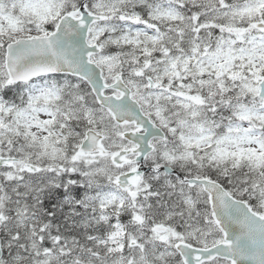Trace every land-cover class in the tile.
<instances>
[{"label":"snow or ice","instance_id":"6c2138e0","mask_svg":"<svg viewBox=\"0 0 264 264\" xmlns=\"http://www.w3.org/2000/svg\"><path fill=\"white\" fill-rule=\"evenodd\" d=\"M0 264H264V0H0Z\"/></svg>","mask_w":264,"mask_h":264}]
</instances>
